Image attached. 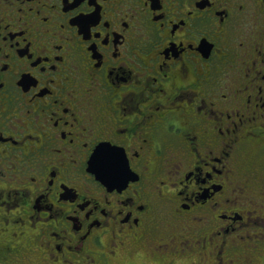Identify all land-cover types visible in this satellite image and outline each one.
I'll return each instance as SVG.
<instances>
[{
  "label": "snow or ice",
  "instance_id": "1",
  "mask_svg": "<svg viewBox=\"0 0 264 264\" xmlns=\"http://www.w3.org/2000/svg\"><path fill=\"white\" fill-rule=\"evenodd\" d=\"M157 2L0 0V264H264V0Z\"/></svg>",
  "mask_w": 264,
  "mask_h": 264
},
{
  "label": "flooded vegetation",
  "instance_id": "2",
  "mask_svg": "<svg viewBox=\"0 0 264 264\" xmlns=\"http://www.w3.org/2000/svg\"><path fill=\"white\" fill-rule=\"evenodd\" d=\"M79 2L80 0H74V3L76 4H78ZM89 2L94 3L95 0H89ZM208 2L209 0H198V6L204 7ZM176 3L179 4V0H176ZM71 6L72 5L68 4V0H65V10H68V8ZM158 6L160 5L158 4L157 0H153V7H158ZM24 7L27 8V5H24ZM18 14L19 13L15 7H12L10 9H5L3 12H0V15H3L5 19H7L9 15H11V17L13 18V21H15V18ZM217 14L223 17L224 11L221 10ZM72 22L75 23L76 18H73ZM174 26H175L174 24L170 25V27H174ZM17 27H19V24L17 23L12 24V29L17 28ZM12 29H8V31L10 35L14 37L15 33H12ZM172 54L174 55V53ZM4 67L6 68L7 66L5 65ZM27 78H28L27 74H25V76L22 77V80L19 81V83H23L24 80ZM240 99L242 102V97ZM259 104H260L259 100L255 101L257 110L259 109ZM11 143H12L11 141H8L6 147L11 149ZM5 159L7 160L8 158H5ZM213 175L215 176L216 179L220 180L221 183L223 182L224 177L221 176L219 173H214ZM18 191L20 195H18L17 198L19 199L20 196L23 195L25 190L23 188H20ZM205 193L209 197L212 196L213 193H215L222 201L224 200V197L226 194L230 196V193H228L227 187H221L219 184H214L211 180L209 181V187L205 189ZM205 193H201V195L203 196ZM33 195H35V193H33ZM201 203L203 202L201 201ZM222 206L226 208L227 211L220 217H213L211 219L210 224L187 228L185 227V225L190 224L191 222L178 217L177 218L178 223L177 221H174L173 223L175 227L171 230H169L166 227H160V226H157L154 229L150 230L147 233V241L153 245L159 244L161 240H170L173 236V232H175L176 233L175 239H176L177 245H179L183 241V238L185 236L191 237L192 243L195 247L199 248L201 246H205V247H208L210 250H212L211 255H206V262L209 260H212L217 254L215 252V249H218L219 247H221L222 243L225 240H232L233 236L238 235L239 232L258 230L257 227H254L251 225L248 228L242 227V225H244L245 223L244 219L242 218L248 216V212L245 210V202L243 201V199L238 201L235 205L223 203ZM237 208H240L241 210L236 211ZM217 211H219V209ZM256 211L264 212V209L257 208ZM181 212L185 213L186 215L189 214L188 210L184 208H181ZM253 215H255V213ZM212 228H216L219 231V235L213 232L211 236H208L207 233L210 232ZM233 229H238L239 231L234 233L232 231ZM196 236L202 237V240L199 243H197L195 239ZM223 246L226 249L228 248L227 244H223Z\"/></svg>",
  "mask_w": 264,
  "mask_h": 264
}]
</instances>
